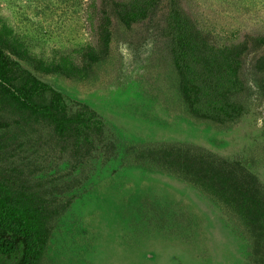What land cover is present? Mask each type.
<instances>
[{"label":"rangeland","instance_id":"rangeland-1","mask_svg":"<svg viewBox=\"0 0 264 264\" xmlns=\"http://www.w3.org/2000/svg\"><path fill=\"white\" fill-rule=\"evenodd\" d=\"M104 0H0L5 53L50 83L70 110L102 118V140L75 152L44 121L0 101V170L49 203L39 264H264V0H182L220 45L245 43L240 118L195 116L180 91L166 1L126 26ZM94 48L99 60L82 56ZM76 62L67 75L46 67Z\"/></svg>","mask_w":264,"mask_h":264},{"label":"trees","instance_id":"trees-1","mask_svg":"<svg viewBox=\"0 0 264 264\" xmlns=\"http://www.w3.org/2000/svg\"><path fill=\"white\" fill-rule=\"evenodd\" d=\"M163 1L180 91L189 110L197 117L220 123L240 118L244 111L239 101L244 89L241 69L249 47L245 43H217L199 27L182 0H104L99 9L104 51L110 47L112 15L129 27L154 15ZM252 43L263 51L258 68L264 73V34L252 37ZM81 54L94 62L100 58L92 47ZM46 70L71 75L81 69L70 58L62 57ZM1 100L29 119L48 123L75 152L83 148L90 152L94 137L102 140L104 122L94 109L78 102V108L71 111L61 91L9 57L0 44ZM23 183L13 171L0 170V264H39L51 233V216L58 213Z\"/></svg>","mask_w":264,"mask_h":264}]
</instances>
